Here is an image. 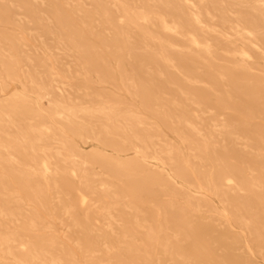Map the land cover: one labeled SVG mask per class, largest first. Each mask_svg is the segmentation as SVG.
<instances>
[{
    "label": "bare ground",
    "instance_id": "obj_1",
    "mask_svg": "<svg viewBox=\"0 0 264 264\" xmlns=\"http://www.w3.org/2000/svg\"><path fill=\"white\" fill-rule=\"evenodd\" d=\"M256 251L264 0H0V264H258Z\"/></svg>",
    "mask_w": 264,
    "mask_h": 264
},
{
    "label": "rangeland",
    "instance_id": "obj_2",
    "mask_svg": "<svg viewBox=\"0 0 264 264\" xmlns=\"http://www.w3.org/2000/svg\"><path fill=\"white\" fill-rule=\"evenodd\" d=\"M85 8L89 9L90 7H89V5L86 4ZM27 34H29V33H27ZM50 43H51L50 41L47 42V44H50ZM32 50L34 52H38V53L47 52V53L52 54L54 59L57 60L60 63L61 67L64 69L65 74H67V72L70 71L73 67L72 59L70 57L65 56L64 53L60 50H46V49L42 48V46L40 45L38 40H36L33 43ZM18 88L19 87H18L17 83L12 82V81L7 82L6 90L10 94H12ZM105 89L110 90V91L113 90V88L109 87V86H105ZM72 93H73V91L71 89H69L68 87H66V94H68L70 96ZM115 93H117V92H115ZM76 144L79 148H81L82 150H85V151H89L93 147H96V143H94L90 140L87 142H84V143L77 140ZM211 205L215 208L221 207V204L219 203V201L217 199H212ZM28 209H29V207L25 208V210H28ZM100 220H101V226H103V228H105L109 223L112 224L111 229H113L117 225L116 222L113 221V223H112V221L108 218L100 219ZM55 225H56L57 235H59L61 238H65L69 234H73L74 236L76 235L73 229L65 227L64 225L60 224L59 221H56ZM45 231H46V233H50L52 231V229L49 228V229H46ZM70 242L72 245H75L73 241H70ZM256 259H257L258 264H264V251H261V252L256 251Z\"/></svg>",
    "mask_w": 264,
    "mask_h": 264
}]
</instances>
